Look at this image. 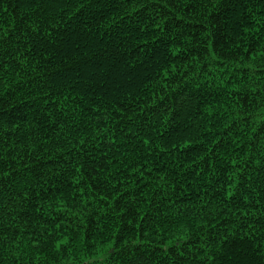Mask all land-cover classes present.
Returning <instances> with one entry per match:
<instances>
[{
    "label": "trees",
    "instance_id": "obj_1",
    "mask_svg": "<svg viewBox=\"0 0 264 264\" xmlns=\"http://www.w3.org/2000/svg\"><path fill=\"white\" fill-rule=\"evenodd\" d=\"M0 264H264V0H0Z\"/></svg>",
    "mask_w": 264,
    "mask_h": 264
},
{
    "label": "snow or ice",
    "instance_id": "obj_2",
    "mask_svg": "<svg viewBox=\"0 0 264 264\" xmlns=\"http://www.w3.org/2000/svg\"><path fill=\"white\" fill-rule=\"evenodd\" d=\"M5 35H6V33H5Z\"/></svg>",
    "mask_w": 264,
    "mask_h": 264
}]
</instances>
